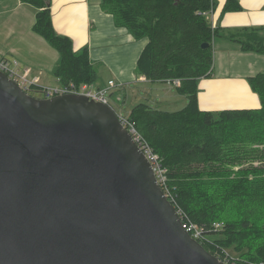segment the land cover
<instances>
[{
	"label": "water",
	"instance_id": "1",
	"mask_svg": "<svg viewBox=\"0 0 264 264\" xmlns=\"http://www.w3.org/2000/svg\"><path fill=\"white\" fill-rule=\"evenodd\" d=\"M0 264L231 263L186 231L110 104L0 70Z\"/></svg>",
	"mask_w": 264,
	"mask_h": 264
},
{
	"label": "trees",
	"instance_id": "2",
	"mask_svg": "<svg viewBox=\"0 0 264 264\" xmlns=\"http://www.w3.org/2000/svg\"><path fill=\"white\" fill-rule=\"evenodd\" d=\"M21 1L37 9L32 28L59 53L54 76L63 86L93 84L98 74L88 48L74 50L71 38L55 31L50 0ZM215 3L101 0L116 24L135 38H147L138 73L152 81L176 80V91L187 100L178 110L138 102L122 113L167 169L164 193L169 192L182 222L203 227L206 250L222 259L216 247L234 246L242 257L235 264H264V71L248 77L259 107L209 111L198 106L197 81L212 72V41L218 31L206 13ZM240 9L239 0H226L222 11ZM235 39L242 49L264 54V26L244 28ZM42 90L35 85L30 91ZM212 222L221 228L212 230Z\"/></svg>",
	"mask_w": 264,
	"mask_h": 264
},
{
	"label": "crops",
	"instance_id": "3",
	"mask_svg": "<svg viewBox=\"0 0 264 264\" xmlns=\"http://www.w3.org/2000/svg\"><path fill=\"white\" fill-rule=\"evenodd\" d=\"M214 1L206 18L218 34L212 41L211 75L197 81L198 106L209 111L259 107V97L248 77L264 71V54L242 49L235 35L244 28L264 26V0H239L240 10L226 12L222 11L226 0ZM36 11L21 0H0V58L17 60L22 69L36 77L38 87L57 88L62 84L53 68L59 53L33 30ZM50 11L55 31L71 38L74 50L88 48L101 81L96 86H104L108 80L124 86L138 78L137 60L147 38H135L125 26L116 24L114 16L102 8L101 0H50ZM104 71L110 75L106 80ZM165 82L175 88V82ZM183 102L186 104V97Z\"/></svg>",
	"mask_w": 264,
	"mask_h": 264
},
{
	"label": "built area",
	"instance_id": "4",
	"mask_svg": "<svg viewBox=\"0 0 264 264\" xmlns=\"http://www.w3.org/2000/svg\"><path fill=\"white\" fill-rule=\"evenodd\" d=\"M0 70L4 72L10 79L15 81L24 91L28 93H30L31 87L37 84L36 77H31L29 75V70L27 68L22 69L17 60H12V59L1 57L0 58ZM173 82H176V80ZM114 86H116V83L114 80H108L104 86H95V87H93V84L75 85L74 83H70L68 86L62 85L57 88H42L43 90L41 91V93L43 94V97H50L55 94L67 93V92L68 93L69 92L70 93H82V94L87 95L90 99L109 104L108 97H109L110 91L113 89ZM117 115L123 127L130 133L133 141L140 147V149L143 151L144 155L146 156V158L152 165L158 184L160 185L161 188L164 187L166 189L165 182L167 181V178H168L167 169L162 166L159 156L144 142V140L138 134L134 126L130 124V122L127 120V118L123 114L117 113ZM165 195L168 198L169 197L168 195L170 194L169 192H166ZM182 224L184 228L186 229V231L193 238L198 240L200 243L202 240L205 239V230L203 229L202 226H199L195 224L194 222L187 221V220L182 222ZM220 228H221V224L219 222L211 223L212 230H217ZM221 260H224L231 264H235L234 261H231L224 257H222ZM245 264H249V263H245Z\"/></svg>",
	"mask_w": 264,
	"mask_h": 264
},
{
	"label": "rangeland",
	"instance_id": "5",
	"mask_svg": "<svg viewBox=\"0 0 264 264\" xmlns=\"http://www.w3.org/2000/svg\"><path fill=\"white\" fill-rule=\"evenodd\" d=\"M245 33H243L244 35ZM245 38V37H244ZM138 76L136 80L131 83H127L124 86L116 85L110 91L109 94V103L115 109L116 113H124L132 105L138 102H146L150 105L159 106L162 110H178L184 106L183 100L185 96L178 93L175 88L165 81H152L148 79H142L138 71L135 72ZM100 76V75H99ZM110 75L104 71L103 77L105 80ZM95 84V85H94ZM93 87L96 84H101V81L97 80L94 82ZM35 97H43L41 91H30ZM158 100V103L156 102ZM157 103V105H156ZM254 163H258L254 161ZM239 167L235 165L234 170H237ZM218 245V244H217ZM216 247V252L222 255L224 258H227L231 261L237 262L240 257L238 254L240 252L234 249V246L224 247L218 245ZM232 259H231V258Z\"/></svg>",
	"mask_w": 264,
	"mask_h": 264
}]
</instances>
